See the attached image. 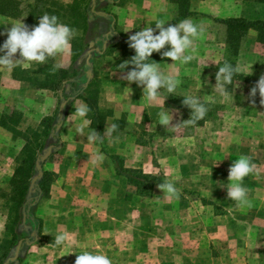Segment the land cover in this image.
Instances as JSON below:
<instances>
[{
    "label": "crops",
    "instance_id": "0c3cea01",
    "mask_svg": "<svg viewBox=\"0 0 264 264\" xmlns=\"http://www.w3.org/2000/svg\"><path fill=\"white\" fill-rule=\"evenodd\" d=\"M121 3L122 6L116 8V13L111 18L112 21L109 19L105 30L100 35H92L86 48L76 51L70 45L69 50L52 57V66L67 71L70 76L62 82L60 88L39 87L27 76H18L16 67L0 71V153L16 155L12 168L0 162V175H7L5 182L0 185L7 191L10 190L9 180L19 165L17 158L24 153V146L26 147L29 141L32 142L36 133L37 144L31 150V153H36L37 156L35 165L45 150L52 146L50 156L40 163L42 175L38 177L41 178L44 173L49 175L47 194L39 197L29 210L40 221V232L35 235L36 240L33 243L22 245L18 258L11 264H74L76 255L84 251L99 253L96 239H99L100 229L108 231L103 245L107 250L106 256L112 255L108 258L115 264L112 231L114 200L117 196L115 183L117 181L120 187H123L126 178L116 170L114 157L123 159L124 168L132 169L126 161L125 153H146L140 145L136 131L156 127L162 109L159 101L150 102L143 96V86H137L135 82L129 83L124 79L131 68L127 65L122 71L119 67L121 63L129 60L124 52V43L129 35L145 27H152L157 31L155 24L158 21H164L167 26L190 19L201 30L191 48L199 44H212L215 40L214 34L209 30L211 18L244 16L241 5L238 11L237 7L232 6V9L225 13L222 0H188L184 7L175 0H122ZM199 14L205 16L196 18ZM2 22L4 25L0 24V33L4 34L0 35V40H5L7 29L15 20L7 18L6 23ZM248 36L254 38V32L250 30ZM191 48L186 50L185 54L194 55ZM242 56L240 50L235 60L236 66L241 67ZM174 63L176 64V61L172 62L169 58L159 62L158 67L162 73L165 71L177 79L186 76L182 69L181 72L177 69L175 72ZM42 76L45 78V75ZM207 87V90L197 92L203 94L198 96L200 100L243 110L245 115L248 109L255 108L254 123L251 121L252 117H242V124H247L250 118L249 124L264 127L263 105L254 104L252 96L244 99V95L232 93V100L217 92L213 81L212 85ZM127 88L131 91L128 92ZM90 98L95 99L96 107L90 103ZM62 101H66V104L63 115L59 118L58 109ZM81 103L87 104L90 109L83 118L76 113ZM96 110L98 113H95ZM54 116L55 128L47 134L42 123ZM58 124L60 127L56 128ZM112 124L117 125L115 130L111 129ZM234 124L241 125V122L236 119ZM92 130L99 133L100 139L88 140ZM236 135H239V132L233 131L226 139L227 148L231 152L246 153L242 147L237 146L242 142H249L254 143L248 151L254 153V158L256 153H264L263 132H243L239 138ZM2 158L0 156V160ZM262 164L264 165V160ZM141 168L137 166L133 169ZM36 176L38 171L31 178V182H34ZM258 176L264 179V166ZM100 191L102 200H99ZM34 192L28 188L25 201L32 199ZM120 196L125 198L124 192H120ZM100 203L104 205L107 217L106 226L103 228L98 227ZM21 221L24 222L21 232L26 229L27 233L32 235L27 219L21 218ZM57 235L65 237L59 245L55 243ZM2 236L0 254L3 252L2 245L6 237L5 225ZM23 249L26 250L24 258L21 256ZM192 259L193 257H190V260ZM125 262L127 263V260Z\"/></svg>",
    "mask_w": 264,
    "mask_h": 264
},
{
    "label": "rangeland",
    "instance_id": "374dc122",
    "mask_svg": "<svg viewBox=\"0 0 264 264\" xmlns=\"http://www.w3.org/2000/svg\"><path fill=\"white\" fill-rule=\"evenodd\" d=\"M14 1L18 3L20 12L26 13L29 5L35 0ZM45 1L49 2L48 5L51 7L49 9H52L54 13L58 12V14L64 15V18L58 17L60 22L65 21V17L69 14L64 10H69L67 7L72 6L75 2V0ZM121 1L90 0L89 13L93 21L87 25L84 35H82V29H77V35L71 41L74 50H83L87 47L88 40L92 35H100L105 30L109 19L114 17L116 8L122 6ZM186 1L180 0V3L185 6ZM76 5H80V10L83 9V4H80L79 1ZM239 5L242 6V15L244 16L237 18L247 21H264V0L262 2L222 0L225 13L232 9V6L237 7L238 11ZM203 16L205 15L199 14L196 18ZM23 17L24 14L14 20L23 23ZM7 18L10 17L0 15V24L4 25L2 21L5 22ZM223 19L211 18L212 24L209 30L214 34L215 40L212 44L196 45L191 48L194 50V55H191L192 59L189 62L176 61V64L174 63L175 72L176 69L179 72L182 69L186 72V76L178 79L180 84L174 92L168 93L162 89L163 96L177 95L182 99L185 96L198 98L203 94H197V92L207 90V86L210 87L212 81L216 91L221 93L217 87L219 82H216L215 76L218 67L225 63L227 57L226 26L221 21L219 22ZM250 30L254 32V38L248 36ZM250 30L238 51L239 53L241 50L243 55L241 59L242 71L238 74L241 77L234 78L231 88L233 94L244 95V99L251 96L249 95L250 90L264 75V45L256 41V31ZM13 59H20L19 54L14 55ZM45 63L46 61L43 64L31 62L29 68H21L22 64H16L15 67L18 71L19 67L20 70L27 71L24 72V76L40 79L42 74L37 70L38 67L46 66ZM249 65H251L250 74L247 75ZM6 69L8 68L0 66L1 72ZM164 74H166L165 71ZM261 99L258 91L255 96L251 97L254 104L263 105L264 115V104H261ZM200 102L217 107L208 110L212 117L200 126L191 127L184 123L183 121L187 120L184 113L173 107L165 106V99L163 107L173 117L169 126L158 124L156 127H147L146 130L136 131L140 145L144 147L143 151L145 150L146 153H125L126 161L131 168L141 166L143 173L157 177L159 182L155 184L150 195L142 196L139 194L140 189L129 186L127 180L123 187H120L116 181L115 193L117 196L114 200V230L112 229L114 231L113 256L115 264H142V261L143 264H264V179H260L258 176V172L264 166L262 164L264 153H256L257 156L254 158V153L248 152L249 147L254 143L250 144L249 142H242L240 146H237L242 147L246 153H233L227 148L226 141L228 134L233 131L239 132V135H236L239 138L243 132L249 134L261 131L264 133V127L249 124L250 118L247 124H242L244 121L242 117H252L251 121L254 123L255 108L248 109L245 115L243 110H234L228 106L210 104L202 100ZM236 119L237 122H241V125L234 124ZM262 122L264 126V117ZM251 138L252 135H250ZM240 155H247L256 165L253 173L245 177L243 181L244 186L248 189L247 196L252 203L251 208L237 206L236 202L227 198L226 187H223L227 184L229 167L233 160ZM0 156L3 157L0 162L2 161L3 164H7L11 168L14 167L12 161L16 157L15 153H0ZM117 158L123 167V159ZM7 169L5 168V170ZM6 177L7 175L4 173L0 175V183H4ZM164 182H172L180 190L179 199L165 198L157 187L158 184ZM0 188L1 240L4 225L7 222L6 214L11 206L9 204L4 207V198L5 195L10 196L11 193L9 194V191L1 185ZM120 192H124L125 198L120 196ZM99 195V200H102L101 191ZM103 206L100 203L99 228L106 226L107 217ZM21 228H23L22 223L17 224L15 228L18 234L16 244L20 240H23L24 245L29 241L33 243L35 238L27 233L26 229L21 232ZM107 235L108 231L100 229L99 239H96L98 240L99 253L104 255L107 250L103 243ZM32 237L34 239H30ZM16 244L8 250L4 257L6 262H12L9 259L13 257ZM22 253L21 256L24 258L26 250L23 249ZM111 256L108 255L109 258ZM190 257L193 259L190 260Z\"/></svg>",
    "mask_w": 264,
    "mask_h": 264
},
{
    "label": "clouds",
    "instance_id": "9594fccd",
    "mask_svg": "<svg viewBox=\"0 0 264 264\" xmlns=\"http://www.w3.org/2000/svg\"><path fill=\"white\" fill-rule=\"evenodd\" d=\"M158 33L154 34L152 27H145L140 31L129 35L127 44L134 51V55L127 61L121 63L119 67L122 71L127 65H131L124 79L129 83L135 82L137 86H143V96L150 102L159 101L162 110L159 113L158 124L169 126L173 119L172 115L164 109L163 104L167 97L162 95L161 90L172 93L176 90L180 81L174 75L164 74L160 71L158 63L150 60L154 52H160L163 57L170 58L172 62H189L192 57L187 55L186 50L190 49L196 37L200 35L201 30L190 19H185L178 24H168L164 21H158L155 24ZM4 33H0L3 35ZM77 35V29L60 22L56 15L44 13L39 17L38 23L29 28L22 21L14 22L7 29V37L0 43V66L11 70L16 64H22L24 68L31 67V62L43 64L49 57L57 56L69 50L72 39ZM168 45V49L161 52ZM19 53L20 59L14 60L15 54ZM252 65V64H251ZM247 67V75L250 74V66ZM58 67V66H57ZM242 71V68L225 62L218 67L216 74L217 87L221 93L233 100L229 85L233 84L234 77ZM128 92L131 91L127 88ZM259 93L261 104H264V75L256 82L255 87L250 90L249 95L255 96ZM182 104L191 110L190 118L183 121L186 124L194 125L201 120L208 111L205 104L201 103L195 96H185ZM90 111L85 103H81L76 109L79 117H86ZM85 123L87 121L85 120ZM116 124L111 125L115 130ZM88 140L96 141L100 139L99 133L92 130L88 135ZM256 165L247 155H240L234 159L228 169L226 187L227 198L236 202L237 206L249 208L252 207L248 199V189L244 186V178L253 173ZM165 198L179 199L180 190L172 182H164L157 185ZM63 235L55 237L57 245L64 241ZM74 264H112L111 260L102 253H92L84 251L76 255Z\"/></svg>",
    "mask_w": 264,
    "mask_h": 264
},
{
    "label": "trees",
    "instance_id": "16d2710c",
    "mask_svg": "<svg viewBox=\"0 0 264 264\" xmlns=\"http://www.w3.org/2000/svg\"><path fill=\"white\" fill-rule=\"evenodd\" d=\"M78 1L80 4H83V9L80 10V5L78 4ZM180 6L183 4L180 3V0H176ZM183 1V0H182ZM188 1V0H187ZM186 1V2H187ZM258 2H262L263 0H256ZM48 1L45 0H35L34 3L29 5V9L26 13H21L18 9V3L14 0H0V15H5L13 19H18L24 14V21L23 23L27 25L29 28L35 26L38 23L39 17L43 15L44 13H48L49 15H56L59 18H64V15L54 13V11L49 5ZM89 4L90 0H75L74 4L67 8L69 10H64L65 12H68V16L65 17V21L62 23H65L67 25L74 26L76 29H82V35H84L87 31V25L90 24V13H89ZM61 7V6H60ZM72 7V8H71ZM185 9V8H184ZM52 10V11H51ZM64 12V13H65ZM181 13V12H180ZM182 14V13H181ZM181 16V15H180ZM74 21H70V20ZM223 23L226 26V32L227 37L225 39V46H226V61L233 65L236 63V57L238 54V51L241 47L242 41L245 39L247 32L250 29H253L257 33L256 41L262 45H264V21L256 20V21H247L242 18H228L219 20V22ZM159 30L154 31V34L158 33ZM128 40V39H127ZM127 40L124 43V52L129 57V59L134 55V51L128 47ZM4 40H0V43H3ZM168 45L165 46L164 49H161V52L168 49ZM153 62L159 63L168 60L169 58L163 57L160 52H154L149 58ZM52 57H49L46 60L47 64L46 66L43 65L42 67H38V73L45 75V78L43 76L39 78L32 79V77L27 76V78L31 79L33 82H36L39 87H45V88H60L62 85V82L65 79H68L70 77L68 75V72L62 69H55L52 64ZM130 67H132L130 65ZM52 68V69H49ZM18 76L24 77V72L16 69ZM237 77H241V75H237L234 78L237 79ZM216 79V76H215ZM229 90L232 92V85H229ZM90 103H92L96 107L95 99L90 98ZM205 104V103H203ZM207 109L217 108V107H211L207 104H205ZM165 106L173 107L179 111H182L184 114V117L189 119L191 115V110L182 104V98L177 95L168 96L166 98ZM210 111H207L205 116L197 121L196 124L190 125L193 126H200L202 125L208 118L212 117V114L209 113ZM95 113H98L96 110ZM55 120V116L53 118H47L42 123V126L45 127V130L47 131V134L50 132V130L54 129L53 123ZM19 134V133H18ZM38 134L33 136L32 142L29 141L28 145L26 147L24 146L23 152L20 158H17L19 160V165L15 169V173L9 180V194L10 196L5 195V202L4 207H7L9 204L10 210L6 214L7 215V222L5 224V233L6 237L4 238V244L2 245V253L0 254V264H11L9 262H6L5 256L8 253V250L16 244L18 240V234L15 231V228L17 227V224L23 223L21 221V218L27 219V222L30 225V231L36 232V234H39L40 231V221L36 219L32 212L29 211L31 207L34 205L35 201L42 196H45L48 191V186L50 183V177L47 174H43L41 178H37L34 182H31V178L33 175L37 173V168L35 165L36 161V153H31L32 147L37 144ZM28 147V148H27ZM114 161L116 163V170L118 173L122 174L126 180L129 186H134L136 188L140 189L139 194L142 196L150 195L152 192L153 187H155V184L159 182V179L153 175L145 174L139 169H126L123 168L121 165L120 160L117 157H114ZM29 190H34V194L32 196V199L25 201V196ZM7 197V198H6ZM10 202V203H9ZM30 239H34L33 237ZM32 241V240H31ZM30 242V241H29ZM4 258V259H3Z\"/></svg>",
    "mask_w": 264,
    "mask_h": 264
},
{
    "label": "water",
    "instance_id": "95a60500",
    "mask_svg": "<svg viewBox=\"0 0 264 264\" xmlns=\"http://www.w3.org/2000/svg\"><path fill=\"white\" fill-rule=\"evenodd\" d=\"M88 76H89V74H88ZM65 104H66V101H62L60 106H59V109H58V117L59 118H61L63 115ZM59 127H60V124H58L56 128H59ZM51 152H52V146L48 147L45 150L44 154L41 157H39V159L37 160L36 168L38 170V176H36L33 179V181H35L38 177H40L42 175V172L40 171V163L44 162L50 156ZM35 235H36V232H33L32 236L36 240ZM29 244H30V242H25V245H29ZM22 245H23V240L18 241V243L16 244V247H15L14 253H13V257L9 259L10 261L14 262L18 258Z\"/></svg>",
    "mask_w": 264,
    "mask_h": 264
}]
</instances>
